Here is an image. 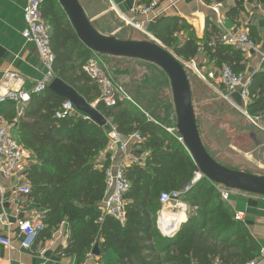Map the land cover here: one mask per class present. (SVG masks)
I'll return each mask as SVG.
<instances>
[{
	"label": "trees",
	"instance_id": "16d2710c",
	"mask_svg": "<svg viewBox=\"0 0 264 264\" xmlns=\"http://www.w3.org/2000/svg\"><path fill=\"white\" fill-rule=\"evenodd\" d=\"M203 1L208 5L212 0ZM234 1L235 7L227 13L230 19L243 10L244 3L257 0ZM41 16L51 30L55 78L87 103H95L97 87L83 71L94 54L81 45L56 0H42ZM206 27L215 32L208 21ZM185 31L189 29L177 18L162 19L151 27L154 39L181 62L193 61L201 51L217 68L226 65L234 73H242L240 51L217 40L202 46L192 37L181 40L179 36ZM256 79L261 83L260 91L255 97L251 95L247 107L252 117L264 113V73ZM64 102L46 89L31 97L20 116L12 104L0 105L1 119L33 160L23 176L30 187L27 197L43 225L38 237L42 234L50 239L64 226L69 232L67 247L62 250L65 256L79 258L97 245L102 252L112 251L117 264H251L257 259L258 244L234 219L217 187L203 177L195 181L199 171L178 141L180 137L125 100L111 108L98 102L96 109L121 135L138 134L142 141L137 145L147 154L142 164H131L124 170L130 184L124 196L125 223L102 217L99 203L105 192L104 170L109 164L97 168L96 159L107 145L105 129L84 115L55 118ZM170 192L180 193L179 201L188 208L186 221L171 237L161 235L156 228L159 196Z\"/></svg>",
	"mask_w": 264,
	"mask_h": 264
},
{
	"label": "crops",
	"instance_id": "0c3cea01",
	"mask_svg": "<svg viewBox=\"0 0 264 264\" xmlns=\"http://www.w3.org/2000/svg\"><path fill=\"white\" fill-rule=\"evenodd\" d=\"M156 1L157 6L154 12V20L152 23L144 25V30L149 33L151 38L131 29L126 24L133 18L135 9L145 5L148 0H89L90 3L88 5H91L92 8L99 6L105 7L106 13L116 19L121 28L131 30L134 34L143 35L148 41H156L151 34L153 24L165 18L180 19L186 25L187 29H189V31L180 34V39L192 37L197 44L202 46L206 42H209L211 45L215 44L216 40L220 42L219 38L224 31L218 26L217 16L211 7L216 4H221L222 7L218 13L224 17L226 28L233 33H247L249 38L255 43L254 50H248L242 53V62L240 65L243 70L240 74L244 75L250 81V84L255 79L254 83L249 86V90L254 97L259 94L261 83L256 78L259 74L264 73V0L244 3L243 10L239 11V14L234 19H230L227 16V13L235 7L234 0H224L223 2L212 0L208 5L203 0ZM25 4L26 0H0V95L8 90L21 89L26 92L31 91L44 75V68L35 47L33 44L24 41L21 37V32L24 28L22 16ZM83 11L86 13L87 10ZM206 21L215 26L214 33H212L209 27H206ZM112 37L117 38L116 36ZM120 40H130V38ZM193 62L196 69L198 66L202 71H208L215 75L218 72L219 68L215 66L214 62H209L201 51L193 59ZM210 81L208 86L212 89L216 88L215 90L218 91V94L221 93V86L217 83L216 79ZM230 98L236 105H241L242 102L237 92L231 93ZM223 101L235 112H238L227 101L224 99ZM136 108L142 111L137 105ZM142 112L149 120L160 124L144 111ZM7 113L3 112L4 115ZM238 113L239 115L241 114L240 112ZM74 114L82 115L77 111ZM0 117H3L2 113ZM256 118H258L259 127H255L256 130L252 131L250 129L251 131H249L248 129L253 126L251 127L247 121L245 131L240 130L237 132V139L244 136L251 140V142H254L264 137V113ZM164 128L172 133L171 127L165 126ZM263 146V143H259L256 149L259 150ZM230 149L242 155L245 160L257 164L252 160L253 149H244L241 145H232ZM146 154L137 143H134L127 148L124 154L117 153L111 156L102 151L96 159V166L97 168H102L106 163L119 164L122 161L127 166L131 164H142ZM32 163L33 160L31 159L29 163L10 178L0 176V184L3 187V193L0 195V233L12 239V244L9 248L0 246V264H117L116 255L112 251L102 252L97 245H92L79 258L65 256L62 250L67 247L69 232L64 226H60L52 234L50 239H45L41 234L35 240L31 249H21L19 245L20 238L17 234L18 222L23 220L40 221V214L34 204L29 201L27 196L17 191L18 187L27 184L23 174ZM232 170L246 172L256 176H264L248 169ZM225 202L232 210L234 217L236 214L242 215L239 222L243 224L259 246V254L254 264H264V197L229 191L228 198ZM187 209V206L182 202L170 204L163 208L160 207L156 220V228L160 234L169 237L173 236L178 231L180 225L186 221ZM164 212L168 214L167 216L169 218L163 215ZM180 216H183V221L176 224ZM173 228L175 229L173 230ZM165 229L167 233L164 232L166 231ZM169 233L171 234L169 235ZM95 247L98 248V256L93 254Z\"/></svg>",
	"mask_w": 264,
	"mask_h": 264
},
{
	"label": "built area",
	"instance_id": "2783aa9c",
	"mask_svg": "<svg viewBox=\"0 0 264 264\" xmlns=\"http://www.w3.org/2000/svg\"><path fill=\"white\" fill-rule=\"evenodd\" d=\"M41 2L42 0H26L23 9V23L24 28L21 32V37L24 41L33 44L39 59L44 68L43 78L37 82L31 91H22L21 89L8 90L0 95V105L10 103L14 106L17 115L20 116L24 107L30 102L32 96L42 94L55 79L53 72L54 54L50 48L51 30L47 21L41 16ZM157 6L156 0H150L146 6L135 9L133 18L126 24L133 30L143 33V35L150 37L149 33L144 30L145 24H150L154 20V12ZM221 4H216L211 7L217 16V24L224 31L220 36L219 41L222 44L231 46L241 53L248 50L255 49V43L249 38L245 32H232L226 28V21L222 15H219ZM264 19V15H263ZM151 38V37H150ZM99 56L91 57L84 65L83 71L89 78L91 84L97 87L99 96L97 101L92 104L96 105L98 102L103 103L106 107H114L117 101L127 100L121 95V90L108 76L103 63L98 58ZM185 68H193L199 74L193 61L182 62ZM210 80H217L222 87L220 96L227 101L234 109L241 113V115L254 126L259 127L258 118L252 117L247 112V107L251 102V93L249 90L250 81L242 74L234 73L228 66L222 65L217 74L208 73ZM237 92L241 99V105H236L230 98V94ZM76 112L73 105L65 101L58 111L55 112V118L59 119L65 115H71ZM86 117V116H85ZM107 137V145L104 149L109 155L124 154L127 148L134 144L141 142L138 134L130 136L121 135L116 127L106 119V124L103 126ZM171 133V131H168ZM181 142V139L178 138ZM31 160V154L20 145L12 136L10 127L0 117V176L10 178L14 176L22 167H24ZM127 165L122 161L119 164H110L104 170L105 192L99 203V212L102 217H111L121 225L125 223V201L124 196L129 191L130 184L124 177V170ZM222 198L226 201L229 191L216 186ZM17 191L28 196L30 187L25 184L17 188ZM3 193V187L0 184V195ZM180 193L170 192L161 193L159 196V204L161 208L169 206L170 204H178ZM241 214H236L234 219L240 221ZM43 230V225L40 221H19L17 224V234L20 238L19 245L21 249L29 250L32 248L38 234ZM12 244V239L9 236H4L0 233V246L9 248ZM251 264H254L251 263Z\"/></svg>",
	"mask_w": 264,
	"mask_h": 264
},
{
	"label": "rangeland",
	"instance_id": "374dc122",
	"mask_svg": "<svg viewBox=\"0 0 264 264\" xmlns=\"http://www.w3.org/2000/svg\"><path fill=\"white\" fill-rule=\"evenodd\" d=\"M78 1L83 10H87V18L98 32L120 39L148 40L143 35L121 28L119 22L106 13L105 7L92 8L88 5L89 0ZM94 55L99 56L108 76L127 99L126 102L135 107L137 105L164 127H171L173 134L176 133L171 89L167 77L160 69L141 61ZM185 70L190 82L198 132L209 156L228 169H248L264 175V146L256 149L259 143L264 144V137L254 142L244 136L237 139V132L245 131L248 120L225 103L216 88L208 86L211 82L207 76L208 71H202L198 66L199 74L193 68ZM250 129L256 130L254 126L248 130L251 131ZM232 145L253 149L252 160L257 164L245 160L242 155L231 150Z\"/></svg>",
	"mask_w": 264,
	"mask_h": 264
},
{
	"label": "water",
	"instance_id": "95a60500",
	"mask_svg": "<svg viewBox=\"0 0 264 264\" xmlns=\"http://www.w3.org/2000/svg\"><path fill=\"white\" fill-rule=\"evenodd\" d=\"M56 1L81 45L91 53L149 63L165 74L176 117L175 132L199 171L195 181L203 177L211 184L228 191L264 197V176L228 169L218 164L205 150L196 124L185 67L172 52L157 41L120 40L103 35L91 25L78 0ZM47 89L57 98L70 102L78 113L100 123L102 127L105 126L106 119L97 111L96 105L87 103L60 79L55 78ZM93 254L99 255L97 247Z\"/></svg>",
	"mask_w": 264,
	"mask_h": 264
},
{
	"label": "bare ground",
	"instance_id": "6f19581e",
	"mask_svg": "<svg viewBox=\"0 0 264 264\" xmlns=\"http://www.w3.org/2000/svg\"><path fill=\"white\" fill-rule=\"evenodd\" d=\"M130 149V148H129ZM118 156V155H117ZM124 159V158H123ZM109 161V160H108ZM109 164V163H108ZM163 215L165 216V217H167V218H169V216H167L168 214L166 213V212H164L163 213ZM181 221H183V216H180L178 219H177V222H176V224H179V222H181ZM177 226V225H176ZM167 228V227H166ZM176 228V227H175ZM175 228H173V230L175 229ZM163 229H164V226H163ZM166 230V229H165ZM164 231V230H163ZM165 233H167V230L166 231H164Z\"/></svg>",
	"mask_w": 264,
	"mask_h": 264
}]
</instances>
